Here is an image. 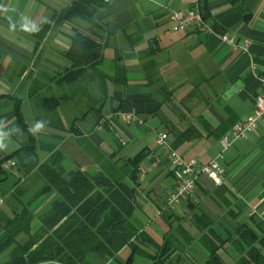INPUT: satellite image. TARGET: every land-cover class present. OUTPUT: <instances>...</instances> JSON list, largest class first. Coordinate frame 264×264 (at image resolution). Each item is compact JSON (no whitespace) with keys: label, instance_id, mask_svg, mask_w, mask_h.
<instances>
[{"label":"crops","instance_id":"0c3cea01","mask_svg":"<svg viewBox=\"0 0 264 264\" xmlns=\"http://www.w3.org/2000/svg\"><path fill=\"white\" fill-rule=\"evenodd\" d=\"M70 1L0 0V159L13 155L16 163L12 171L0 169V243L9 234L16 242L25 243L42 232L41 218L57 193L39 196L46 182L37 170L55 151L64 153L71 168L77 164L94 171L99 165L91 146L107 155L120 150L118 156L126 158L147 149L149 155L141 164L138 179V200L154 202L151 195L156 180L164 177V196L175 184L168 154L158 146V135L167 133L172 143L173 129L183 131L191 126L196 136L180 144L177 151L186 159L202 162L223 152L224 174L219 181L201 176L187 199L172 206H167L166 200L157 205L166 218L184 220L182 224L193 238L185 252L188 263L207 256L199 244L201 232L194 212L206 214L222 236L236 237L241 225L254 226V221L264 225V121L227 149L223 144L233 126L252 114L257 99L264 95V0H238L245 12L229 0H111L96 18L109 25L111 38L106 49H114L113 60L123 51L120 55L127 82L121 87L113 76L92 81L90 91L99 113L94 110L85 116L80 112L83 96L80 98L79 86L62 85L57 78L71 65L65 53L74 27L86 30L89 24L76 19L53 25L42 40L36 37L38 27L50 18H46L48 14ZM191 9L210 19L215 32H174L170 13ZM224 33L235 34L237 44L224 42ZM237 80H241V88L227 97L226 91ZM35 86L42 90L32 97ZM42 97L63 102L48 112L40 106ZM18 100L34 141L18 120ZM121 112L135 113L147 124L155 121L157 132L151 134L146 123L125 121L118 116ZM99 114L107 120L101 127ZM124 173L127 180L132 178L130 167L126 166ZM24 213L26 219L32 215L27 231L26 219L19 221ZM262 230L259 233L264 235ZM15 245L0 252V264L10 261ZM239 256L234 246L223 253L226 264H236Z\"/></svg>","mask_w":264,"mask_h":264},{"label":"trees","instance_id":"16d2710c","mask_svg":"<svg viewBox=\"0 0 264 264\" xmlns=\"http://www.w3.org/2000/svg\"><path fill=\"white\" fill-rule=\"evenodd\" d=\"M229 1L241 12H245L238 0ZM110 2L111 0H71L64 8L53 10L50 18L36 30V37L42 40L53 25L72 23L76 19L89 24L86 30L74 27L70 49L65 53L71 65L58 75V83L73 86L99 75L98 69L105 60V49L109 45L111 33L109 25L97 20L96 16L100 10L108 8ZM205 4L203 11L207 15ZM115 63L116 74L112 80L118 85L126 84V67L120 53H117ZM41 90L42 88L35 86L31 96L37 97ZM78 92L84 97L89 95L85 86L78 87ZM40 101L41 108L48 112L55 111L63 102L57 97H42ZM94 110L99 113L94 105L85 114ZM16 112L22 128L34 141L30 128L21 116L20 100L16 103ZM97 119L99 124L105 117L99 114ZM195 132L193 126L183 131L173 129L174 140L170 142L172 147L177 150L180 144L194 139ZM119 145L123 148L122 143ZM84 146L86 149L89 147L86 143ZM91 148L92 151H89L99 165L94 171H85L77 164L71 168L61 151H55L41 163L37 175L45 180L46 185L39 196L57 193V199L42 216L43 230L39 235L31 237L25 243L16 242L12 234L1 241L0 252L16 244L7 264H40L47 261L102 264L116 259L127 246L131 253L123 264H133L136 256L150 260V264H226L223 253L228 246H234L240 255L236 264H264V235L259 233L263 231L264 225L256 221L253 222L254 226L241 225L236 237L222 236L213 228L212 221L206 214L194 212L193 218L201 232L199 244L207 254L202 261L193 259L188 263L185 252L193 238L183 227L184 220L181 218L173 220L178 222L179 230L170 229L165 234L163 243H158L135 216L140 208L138 191L141 184L138 179L141 164L149 151L143 149L135 156L126 158L118 156L120 150L107 155L94 146ZM32 150L34 151L33 148ZM11 158L13 159V155H5L0 159L1 170L2 162ZM126 166L132 169L130 180H127L124 173ZM26 213L20 217V222L22 217L27 218ZM31 216L26 219V231ZM167 220L172 224L170 216ZM19 225L22 226L20 223ZM175 256L176 261H173Z\"/></svg>","mask_w":264,"mask_h":264},{"label":"built area","instance_id":"2783aa9c","mask_svg":"<svg viewBox=\"0 0 264 264\" xmlns=\"http://www.w3.org/2000/svg\"><path fill=\"white\" fill-rule=\"evenodd\" d=\"M173 20L172 30L174 32L197 31L205 34L215 32L213 25L200 10L191 9L187 12L173 11L170 13ZM224 42L237 44V36L235 34L224 33L221 35ZM118 116L125 121L144 124L145 120L135 113H118ZM105 119L101 120L99 126L105 123ZM264 121V95L260 96L255 104V109L243 122L236 123L233 126L232 132L223 141L224 149H227L232 143L243 139L249 133L258 129L261 122ZM158 146L168 154L170 171L175 179V184L172 188L165 191L167 206H172L190 197L196 188L197 182L201 176L219 181L224 168L221 161L224 159V154L219 153L216 157L208 162H202L197 158L186 159L176 149L172 147L168 141V134L163 132L158 135ZM4 157V156H3ZM16 163L14 159H5L1 168L5 171H12Z\"/></svg>","mask_w":264,"mask_h":264},{"label":"rangeland","instance_id":"374dc122","mask_svg":"<svg viewBox=\"0 0 264 264\" xmlns=\"http://www.w3.org/2000/svg\"><path fill=\"white\" fill-rule=\"evenodd\" d=\"M61 7L58 8H63L64 6H66V4H61ZM49 16H51V12L48 14V16L46 18H48ZM73 34H74V30H73ZM114 49H105V60L103 62V64L99 67L98 71H99V75H97L94 79L92 80H86V81H80L79 83L71 86V87H75V86H85L87 88V91L91 97H89V95H87L86 100H84V96L81 93L80 98H82L83 96V102L81 104L80 107V112L81 114H85V112L88 110V108L95 103L96 101H94V97H92V93L90 91V84L92 81H94L95 79H101L102 81H104L105 77H110V76H114L116 74V68H115V61L113 60V53ZM123 52V51H121ZM120 52V53H121ZM121 87L124 86L125 84H119ZM213 98V97H212ZM99 104V103H98ZM163 111H167V108L162 109ZM146 125L145 127H150V133L154 134L155 132H157L156 127H158L159 125L156 124V122H150L147 124V121H145ZM160 134V133H159ZM11 178V176H9ZM164 177L159 178L158 180L155 181V183L153 184L154 187V193H152V200L154 202H144L142 199L143 198H139L140 200H138V203L140 204V208L136 211L135 216L137 217L139 223L141 226L144 227V229L150 234L152 235L155 240L162 244L163 240H164V235L167 231H169L170 229L179 230V225L178 222L175 220H171L172 224L169 223V221L167 220L165 214H160L159 213V208L157 205H162L163 202H165L166 198L164 196ZM183 227L187 228V226L185 224H182ZM172 226V227H171ZM188 229V228H187ZM131 253V249L127 248L126 252L117 257L116 260L113 261L112 264H123L127 261L129 255ZM173 261H176V256L173 258ZM150 260L142 258L140 256H136L134 263L133 264H150Z\"/></svg>","mask_w":264,"mask_h":264},{"label":"water","instance_id":"95a60500","mask_svg":"<svg viewBox=\"0 0 264 264\" xmlns=\"http://www.w3.org/2000/svg\"><path fill=\"white\" fill-rule=\"evenodd\" d=\"M241 80H237L233 85H231L228 90L226 91L225 95L229 97L230 95L237 93L238 90L241 88Z\"/></svg>","mask_w":264,"mask_h":264}]
</instances>
